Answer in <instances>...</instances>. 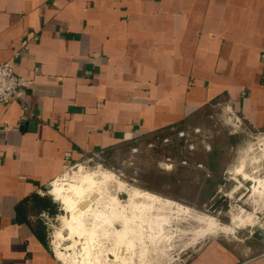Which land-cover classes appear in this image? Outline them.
Masks as SVG:
<instances>
[{"label":"crops","instance_id":"0c3cea01","mask_svg":"<svg viewBox=\"0 0 264 264\" xmlns=\"http://www.w3.org/2000/svg\"><path fill=\"white\" fill-rule=\"evenodd\" d=\"M263 52L264 0H0V62L32 81L0 104V264H64L39 197L92 151L117 165L172 125L210 141L226 114L264 131ZM229 234L180 264H264L263 227Z\"/></svg>","mask_w":264,"mask_h":264},{"label":"rangeland","instance_id":"374dc122","mask_svg":"<svg viewBox=\"0 0 264 264\" xmlns=\"http://www.w3.org/2000/svg\"><path fill=\"white\" fill-rule=\"evenodd\" d=\"M228 115L220 125L211 126L208 131L212 150L208 153L199 151L192 156V160L204 162L209 175L191 167L163 171L156 166L154 158L143 155L125 169L122 179L93 163L81 162L67 167L50 183V188L75 180L78 174L94 172L101 182L102 195L119 197L126 206L134 189L154 194L155 202L151 208L134 210L140 216L134 225V250L125 253L129 256L134 251L133 261L128 264H180L210 236L242 234L257 227L264 228V131L250 128ZM114 165L115 160L106 163L108 168ZM103 172L111 176L105 183ZM48 195L58 209L55 215L49 213L47 223L51 249L64 264H94V256L88 260L84 254V238L70 235L65 226L62 204L52 194ZM137 200L141 201L142 197H134V201ZM94 203L102 205L96 200L92 205ZM125 210L129 212L128 208ZM234 218L239 219L236 224H233ZM86 219H89L87 223L92 220ZM211 220L232 228L210 232ZM100 233L97 230L94 234L100 264L120 263V258L115 259L112 252L127 248L126 245L120 246L113 235Z\"/></svg>","mask_w":264,"mask_h":264},{"label":"bare ground","instance_id":"6f19581e","mask_svg":"<svg viewBox=\"0 0 264 264\" xmlns=\"http://www.w3.org/2000/svg\"><path fill=\"white\" fill-rule=\"evenodd\" d=\"M102 175L104 183L111 177L104 172ZM100 183L96 179V173L86 172L78 174L75 180L56 184L49 189V193L62 204L65 212L62 215V219L65 226L69 229L70 235L84 238L83 251L88 260H91V257L94 256L92 259L94 264L101 263L98 258L97 242L94 238L95 232L99 230L103 236L113 235L117 238L118 243L121 244L120 246L126 245L127 248H118L111 254L115 256V259L120 258V261L118 260L120 263L114 262V264H128L133 261L134 251L129 256H126L125 253L134 250V225L136 218L140 216L136 215L134 210L142 211L143 208H151L155 202V195L147 191L134 189L126 206L121 203L118 199L119 197L103 196ZM119 186L121 185L119 184ZM134 197H142V200L134 201ZM94 200L101 202L102 205L95 203L92 205ZM125 208H128L129 212ZM85 216L86 218H92L91 222L87 223L86 221L89 219H86ZM238 220L234 218L233 224H236ZM117 225L121 227L118 228ZM231 228L232 226L229 228L222 227L214 220H211L208 230L210 232L217 230L230 231ZM57 253L60 254V252ZM87 259L86 261H88Z\"/></svg>","mask_w":264,"mask_h":264},{"label":"built area","instance_id":"2783aa9c","mask_svg":"<svg viewBox=\"0 0 264 264\" xmlns=\"http://www.w3.org/2000/svg\"><path fill=\"white\" fill-rule=\"evenodd\" d=\"M27 40L22 41V48L27 47ZM264 71V52L260 55ZM32 81L14 73L8 61L0 62V104H9L21 99L26 88ZM212 145L199 124L172 125L164 132H155L144 139L133 142L129 147V154L120 159L115 166H106V154L103 150L92 151L84 163L95 164L103 171L110 172L119 179L125 177V169L134 164L135 159L144 154L155 159L156 166L167 172L182 168H193L209 175L208 169L203 161L192 160L197 152L208 153ZM74 164L72 166H76ZM42 218L47 225L49 212L42 211ZM264 257V252L261 253Z\"/></svg>","mask_w":264,"mask_h":264},{"label":"trees","instance_id":"16d2710c","mask_svg":"<svg viewBox=\"0 0 264 264\" xmlns=\"http://www.w3.org/2000/svg\"><path fill=\"white\" fill-rule=\"evenodd\" d=\"M39 202L42 208L47 210L51 215H55L58 213L57 205L52 201L49 195L39 197Z\"/></svg>","mask_w":264,"mask_h":264},{"label":"water","instance_id":"95a60500","mask_svg":"<svg viewBox=\"0 0 264 264\" xmlns=\"http://www.w3.org/2000/svg\"><path fill=\"white\" fill-rule=\"evenodd\" d=\"M49 189V187H47V190Z\"/></svg>","mask_w":264,"mask_h":264}]
</instances>
